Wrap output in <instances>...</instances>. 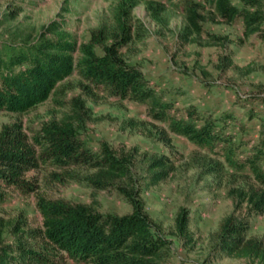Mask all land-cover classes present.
<instances>
[{
  "label": "rangeland",
  "instance_id": "374dc122",
  "mask_svg": "<svg viewBox=\"0 0 264 264\" xmlns=\"http://www.w3.org/2000/svg\"><path fill=\"white\" fill-rule=\"evenodd\" d=\"M152 3L155 18L146 3L129 6L128 0H0V22L5 13L16 16L0 26V40L10 36L6 31L10 26L33 28L38 33L42 26L57 20L78 44L86 43L93 31L103 29L106 35L119 32L117 17H122L124 7L128 13L122 20L129 26L130 41L121 48L123 59L139 67L164 98L174 103L178 116L188 105L213 118L225 112L235 114L236 124L248 128L247 132L240 127L234 130L236 143H244L241 152H247L256 141L259 117L264 115V43L255 37L243 39L240 21L234 25L221 23L203 0ZM191 6L204 19L202 32L192 33L182 42L179 34L186 25L184 10ZM208 35L219 41L210 40ZM225 58H230L231 66L224 69ZM250 110L255 115L248 120ZM13 122H19L28 136L43 124L69 122L90 146L105 142L117 155L131 157V185L141 188L146 214L171 242L163 264H257L229 258L215 260L213 253L223 219L231 214L238 220L245 219V196L257 188L252 176L233 172L184 138L167 134L166 139H158L144 106L119 101L74 73L57 85L46 102L30 111L0 113V129ZM155 125L163 129L161 124ZM158 158L169 160L168 176L157 185L145 187L148 166ZM216 163L222 167L214 168ZM92 174L81 167L51 164L27 171L23 179L32 181L35 190L24 195L8 188L0 205L2 243L15 244L17 235L12 230L18 227L26 246L54 251L34 233L42 224L36 209L39 198L85 205L100 213L128 215L131 206L115 189L91 188ZM119 184L130 185L126 181ZM181 209L188 212V233L193 240L187 247L174 229ZM249 223L246 238L264 242V216L249 219ZM63 264L74 263L65 260Z\"/></svg>",
  "mask_w": 264,
  "mask_h": 264
},
{
  "label": "trees",
  "instance_id": "16d2710c",
  "mask_svg": "<svg viewBox=\"0 0 264 264\" xmlns=\"http://www.w3.org/2000/svg\"><path fill=\"white\" fill-rule=\"evenodd\" d=\"M128 1L129 6L146 3L155 18L152 0ZM203 1L221 23L234 25L240 21L243 39L255 37L264 43V0H237L238 4L232 0ZM121 12L122 17L128 13L124 7ZM184 14L186 25L179 34L182 42L192 33L200 34L204 20L194 6L185 8ZM122 17H117L119 32L106 35L99 29L82 44L57 20L42 26L38 33L33 28L8 27L10 36L0 40V113L30 111L46 102L57 85L74 73L119 101L144 106L158 139H166L167 134L184 138L196 149L221 160L233 172H247L252 176L257 188L245 196V219L238 220L234 214L223 219L213 253L215 260L229 258L264 264V242L246 238L249 219L264 216V115L259 117L256 141L247 152H241L244 143L235 141L234 130L240 126L232 112L213 118L188 105L182 107L178 116L174 103L164 98L139 67L129 65L121 56V48L130 41L129 26ZM15 18L13 12L3 14L0 26ZM208 38L219 41L212 35ZM223 60L224 69L231 66L230 58ZM261 103L264 105V99ZM254 115V110H250L248 120ZM155 124H161L163 129ZM240 128L248 129L247 126ZM45 164L93 171L89 178L91 188L115 189L131 206V212L117 216L85 205L39 198L36 209L42 224L34 233L54 251L26 246L22 242L23 233L17 227L12 230L17 235L15 244H3L0 238V264H63L65 260L74 264H163L168 259L171 242L146 214L140 199L141 188L131 185L134 182L131 157L117 155L105 142L90 146L69 122L43 124L31 136L19 122L1 127L0 205L8 188L24 195L33 192L32 181L24 180L23 175ZM168 167L167 158L152 160L145 187L164 181ZM215 167L220 168L222 164L216 163ZM122 181L130 185H120ZM188 224V212L181 209L174 229L185 247L193 243Z\"/></svg>",
  "mask_w": 264,
  "mask_h": 264
}]
</instances>
